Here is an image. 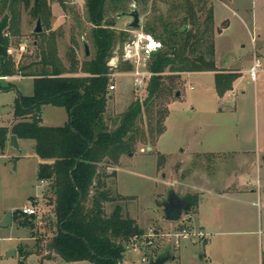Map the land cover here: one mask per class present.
<instances>
[{
  "label": "rangeland",
  "instance_id": "obj_1",
  "mask_svg": "<svg viewBox=\"0 0 264 264\" xmlns=\"http://www.w3.org/2000/svg\"><path fill=\"white\" fill-rule=\"evenodd\" d=\"M121 1L119 11H110L107 15V19L113 21V28L118 35L129 33L125 40L117 43L111 58H117L116 66L110 68V84H114L116 89L110 92L114 99L109 100L105 117L112 128L114 121L135 99L145 98L147 87L143 90L135 89L131 72L136 67L125 62L122 57L124 45L134 35L130 34L132 30L129 28L132 17L119 18L117 15L122 11L137 9L140 13L139 30L144 32L146 24L152 25L160 18L169 22L180 21L182 17H176L177 11L171 6L172 0H146L145 6H140L139 0ZM205 1L208 7L214 8L215 13L217 62L220 65L248 64L256 52L260 53V46L264 45V0ZM49 5L52 17L48 22L41 21L42 32L56 34L58 57L65 67L70 68L69 53L73 48L76 49L80 61L93 57L95 50L90 35L92 25L86 20L85 0H63L62 3L49 0ZM19 21L20 33L12 35L9 32V51L17 64L23 66L34 61L39 54L34 32L37 19L22 5ZM159 32L161 33V29ZM86 46L89 55L86 53ZM150 62L151 58L147 66L141 63L140 70L151 72ZM262 67L264 65L259 67L257 82L250 73L246 75L243 83L247 92L245 96L239 94L229 100L225 98L229 93L227 91L222 96L221 103L214 92L215 77L212 73H193L186 76L182 96L170 105V114L165 122L166 130L157 141L147 134L145 140L137 145L136 151L123 155L117 166L104 164L108 175L114 173L105 178L111 195L131 197L115 200L123 206V214L136 219L145 230V236L151 230L158 234L152 247L144 248L140 252L129 248L122 264H148L142 261L144 256L150 260L157 258L154 254L161 255L166 251H170L175 259L171 258L165 264H256L255 258L247 261L245 255L240 254V247L246 237L243 233L227 236L230 240L227 255L223 248L220 250L216 247L212 251L197 232L200 229L194 216L195 209L186 210L178 222H171L164 218L162 203L170 190H175L182 197L197 196L194 189L186 187L185 183L191 181L194 184L201 172L209 177L213 174L224 177L222 172L237 175L244 172L250 164L249 160L234 152L252 153L263 150L264 106L261 100L263 83L260 78ZM1 68L0 58V73ZM149 80L150 78L147 81ZM10 85L11 88L7 89ZM20 94H33V79L5 78L0 81V127L9 126L11 129L15 119V101ZM41 117L44 125L52 127L63 126L69 121L67 110L53 105H44ZM145 125L147 126L146 123ZM20 143V150L12 147L10 140L4 150L0 148V222L8 212H13V219L16 218L12 225L0 227V264H92L88 261L69 263L46 250L56 231L54 224L47 219L54 215V205L51 204L54 195L50 183L40 179V159L35 152V142L24 139ZM159 154L166 156L162 168L158 166ZM254 180V183L258 182L256 176ZM24 205H33L37 211L32 217L34 226L25 224L28 217L22 214ZM115 205L116 203L107 205L108 213ZM190 222L194 227L190 236L168 237L181 227L189 228ZM15 248L19 253L27 254L24 263L20 262L19 255L6 258L8 252ZM210 254H214L212 261L207 257Z\"/></svg>",
  "mask_w": 264,
  "mask_h": 264
},
{
  "label": "trees",
  "instance_id": "obj_2",
  "mask_svg": "<svg viewBox=\"0 0 264 264\" xmlns=\"http://www.w3.org/2000/svg\"><path fill=\"white\" fill-rule=\"evenodd\" d=\"M120 4L121 0H85L95 53L80 61L73 48L67 69L58 57L54 32L35 34L39 54L23 66L17 64L9 51L10 33H20V7L23 5L32 17L48 22L52 17L49 0H0V76L33 78V94H20L15 101L11 129L0 127V148L5 149L9 133L20 140L35 142L36 155L43 161L39 164V174L50 183L54 195L51 201L54 215L47 219L56 231L46 250L69 263L122 264L131 242L145 235L138 221L125 216L123 206L115 201L131 197L111 195L105 178L114 173L108 175L103 166H117L123 155L136 151L147 134L156 142L165 132L170 105L184 88L183 74L214 72L220 97L232 90L240 76L216 65L214 8L208 7L205 0H172L176 17L182 15L180 21L166 22L160 18L144 26L146 33L160 40L163 46L151 57L149 68L153 75L147 83L146 96L135 99L112 128L105 117L111 97L108 63L117 43L127 35L125 32L118 35L107 15L110 11L118 12ZM44 105L65 108L69 121L59 127L44 125L41 117ZM165 162L166 156L159 154V168ZM186 198L190 203L187 210L195 209L196 196ZM109 203H116L110 213ZM24 216L28 217L26 226H34V215ZM27 257L19 253L21 263Z\"/></svg>",
  "mask_w": 264,
  "mask_h": 264
},
{
  "label": "crops",
  "instance_id": "obj_3",
  "mask_svg": "<svg viewBox=\"0 0 264 264\" xmlns=\"http://www.w3.org/2000/svg\"><path fill=\"white\" fill-rule=\"evenodd\" d=\"M256 59L259 60L260 65H264V45L260 46V53L256 52L246 65H220L216 59L215 48V61L217 67L221 70L240 75L239 78L235 80L232 90L225 96L226 99L232 100L238 97L239 94L242 96L247 94L244 90L243 83L246 79V75L250 73L251 68L254 66ZM193 73H212L215 77L214 72H189L183 74L184 81L186 76ZM2 78L13 80L24 77L20 75L8 77L0 76V81L4 80ZM27 78L33 79L32 77ZM260 78L263 83L261 100L264 106V67L261 69ZM213 85L216 97L221 103L223 97L218 95L215 82ZM178 96L181 97L182 93ZM112 99H114V96L110 98V100ZM20 142L21 140L19 139V143ZM195 153L207 154L208 152ZM209 153L219 154L216 152ZM234 153L244 155L249 160L250 164L244 172L238 173V175L237 173L230 174L228 172H222L224 175V177L221 176L222 178L217 177L216 174L209 177L205 172H201L194 184H192L191 181L187 182V184L185 183V186L189 188L192 187L194 193L197 195L196 199L198 203L194 215L200 229L197 232L202 233L200 237L207 247L212 248V251H214L216 247L220 250L223 248L225 255H227V245L230 241L227 236L243 233L246 237L240 247V254H244L247 261H251L252 258H255L256 264H264V145L263 150L261 149L252 153L248 151H236ZM41 162L42 160L40 159V163ZM255 176L256 179H258L256 183H254ZM189 226V228L194 231L191 222ZM208 236L209 238H206ZM222 236L224 237L219 239V237ZM15 250L18 257L19 252L17 248H15ZM207 257L212 261L214 259V254H210ZM6 258L8 257L6 256Z\"/></svg>",
  "mask_w": 264,
  "mask_h": 264
},
{
  "label": "built area",
  "instance_id": "obj_4",
  "mask_svg": "<svg viewBox=\"0 0 264 264\" xmlns=\"http://www.w3.org/2000/svg\"><path fill=\"white\" fill-rule=\"evenodd\" d=\"M132 33L134 34L133 38H130V40L123 47L122 57L125 62L131 63L134 68L136 67V70L131 72V75L134 77V86L136 90H143L147 86V80L151 78L153 73L149 71H141L140 64L142 63L144 66H147L148 60L152 57V55L162 48V43L161 41L155 39L152 34L139 29L132 30L130 34ZM151 45L155 46L153 47ZM259 67L260 62L256 59L254 66L250 70V75L253 80L257 79ZM108 88L109 91L112 92L116 89V86L114 84H110ZM21 211L22 214L28 216H32L37 213L33 205H24ZM191 234V228L185 227L182 230H177L175 233L169 234L168 237L181 238L188 237ZM199 236H202V233H199ZM156 237H158V234L154 230H151L147 236L144 235L141 238H135L131 242L130 248H132L134 252L143 251L144 248H149L155 245ZM176 245H179L178 241H176ZM142 261L149 263V259L146 256L142 258Z\"/></svg>",
  "mask_w": 264,
  "mask_h": 264
},
{
  "label": "water",
  "instance_id": "obj_5",
  "mask_svg": "<svg viewBox=\"0 0 264 264\" xmlns=\"http://www.w3.org/2000/svg\"><path fill=\"white\" fill-rule=\"evenodd\" d=\"M119 18L123 16L132 17V21L129 23V28L131 30H138L140 28V13L137 9H133L130 13H119L117 15ZM43 31L41 19L38 18L36 22V26L34 29L35 33H41ZM129 36V33L126 34ZM86 53L89 55V49L86 46ZM117 58L112 59L109 63V67H115V61ZM112 98V96L110 97ZM11 146L17 150H20L19 139L16 135L10 136ZM40 179H43L40 176ZM163 206V214L164 218L171 222H178L182 216V214L190 207V203L186 197H182L175 192V190H170L167 198L162 203ZM14 222L13 212H8L6 217L0 222V227H6L12 225ZM17 257V252L15 249H12L8 252L7 257ZM175 259V256L171 255L170 251H166L165 253L159 255L157 258H153L149 260L148 264H165L169 259Z\"/></svg>",
  "mask_w": 264,
  "mask_h": 264
},
{
  "label": "flooded vegetation",
  "instance_id": "obj_6",
  "mask_svg": "<svg viewBox=\"0 0 264 264\" xmlns=\"http://www.w3.org/2000/svg\"><path fill=\"white\" fill-rule=\"evenodd\" d=\"M139 2V4H140V6H145L146 5V1L145 0H139L138 1ZM133 10V9H132ZM131 10V11H132ZM131 11H129V12H126V11H122L123 13H130Z\"/></svg>",
  "mask_w": 264,
  "mask_h": 264
},
{
  "label": "snow or ice",
  "instance_id": "obj_7",
  "mask_svg": "<svg viewBox=\"0 0 264 264\" xmlns=\"http://www.w3.org/2000/svg\"><path fill=\"white\" fill-rule=\"evenodd\" d=\"M151 46H153V47H154L155 45H151Z\"/></svg>",
  "mask_w": 264,
  "mask_h": 264
}]
</instances>
